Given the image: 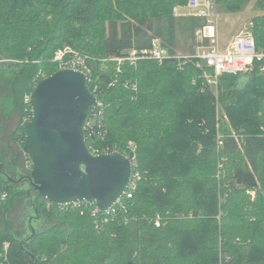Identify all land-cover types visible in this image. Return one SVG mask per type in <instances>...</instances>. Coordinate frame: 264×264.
Segmentation results:
<instances>
[{
    "label": "trees",
    "instance_id": "obj_1",
    "mask_svg": "<svg viewBox=\"0 0 264 264\" xmlns=\"http://www.w3.org/2000/svg\"><path fill=\"white\" fill-rule=\"evenodd\" d=\"M215 1L230 10L243 0ZM185 2L0 0V78L23 118L31 116L27 99L35 84L58 69L54 52L69 45L86 53L95 80L101 73L111 77L97 90L102 113L87 132L88 147L129 153L131 142L137 173L131 197L109 213H93L94 204L56 206L30 196L52 222L24 249V234L6 214L17 195L30 191V167L27 175L17 168L24 180L18 191L0 176V193H6L0 264H220L218 249L230 256L225 264H264V70L256 64L249 73L222 74L216 98L194 57H144L124 61L119 71L110 60L148 48L153 37L174 55L173 7ZM187 18L196 21L193 36L201 20ZM250 29L264 49V15L254 17ZM22 126L13 135L23 143ZM0 169L12 177V167ZM247 190L255 191L253 199Z\"/></svg>",
    "mask_w": 264,
    "mask_h": 264
},
{
    "label": "water",
    "instance_id": "obj_2",
    "mask_svg": "<svg viewBox=\"0 0 264 264\" xmlns=\"http://www.w3.org/2000/svg\"><path fill=\"white\" fill-rule=\"evenodd\" d=\"M97 84L111 77L97 76ZM86 74L68 67L41 78L28 96L31 116L23 123L22 151L30 162V191L60 206L77 201L111 209L127 191L133 176L130 154L118 150L92 152L87 144L92 109L97 104ZM0 176L12 179L0 169ZM37 217L40 211L34 207ZM43 223L29 217L20 245L31 240ZM131 264V263H128Z\"/></svg>",
    "mask_w": 264,
    "mask_h": 264
},
{
    "label": "built area",
    "instance_id": "obj_3",
    "mask_svg": "<svg viewBox=\"0 0 264 264\" xmlns=\"http://www.w3.org/2000/svg\"><path fill=\"white\" fill-rule=\"evenodd\" d=\"M215 3V0H186L184 4L176 5L173 7V15L175 17H195L201 20V24L196 28L194 33V39L196 41L195 52L190 56L196 58L197 65H202V68L209 69V72L203 73L201 77L204 78L205 82L213 89L217 88L219 77L222 74L249 73L253 70L256 64H258L260 71L264 70V49H260L257 47L250 27L247 31H241L237 33L233 37V39L226 45L224 50H220L217 47ZM173 56L178 58L189 57L179 56L175 54L173 55L168 47L164 46L162 40L159 37H153L150 40V46L148 48L140 50L131 49L127 51L125 55L113 57L110 59L116 62V71H119L120 64L124 61H129L131 64H133L139 58L147 57L153 60H157L158 62H162L164 59ZM53 61L58 64V68L68 67L79 70L86 74L90 82L92 91L97 95L99 84L95 82V74L92 68L91 56L79 50H76L69 45H64L54 52ZM214 93L216 92L214 91ZM101 107L102 103L97 99V104L92 109L89 123L90 130L93 121H95L102 113ZM128 147L129 153L125 154H130L131 156L133 162V176L130 186L128 187L122 198L124 196L128 198L131 197L132 194L130 189L134 186L133 177L137 176V173H134L135 157L133 155V152L135 146L130 142ZM5 197V192L0 193V200H3ZM120 200L116 203V205L120 203ZM80 202L84 201H77L68 205H76ZM89 204H94V209L92 210L93 213L99 211L95 203ZM115 206L105 212L109 213L111 211H114ZM154 225L156 227L160 225V216H156ZM219 258L220 264H225L230 261V256L222 252H220Z\"/></svg>",
    "mask_w": 264,
    "mask_h": 264
},
{
    "label": "rangeland",
    "instance_id": "obj_4",
    "mask_svg": "<svg viewBox=\"0 0 264 264\" xmlns=\"http://www.w3.org/2000/svg\"><path fill=\"white\" fill-rule=\"evenodd\" d=\"M238 9L228 10L224 1L215 3L216 12V42L217 47L220 50H224L226 45L233 39V37L241 32L249 30L251 21L256 16L264 15V0H243L238 2ZM176 19V37H175V54L179 56H190L195 52L196 41L190 31L191 24H195L196 21H191L187 17H175ZM234 35V36H233ZM233 36V37H232ZM232 37V38H231ZM231 38V39H230ZM230 39V40H229ZM111 60V59H110ZM101 69L106 70L107 65L104 63L106 59H101ZM93 62V61H92ZM195 66L200 70L199 76L203 73H208L209 69L202 68L196 64ZM218 86V85H217ZM8 81L5 78H0V164L3 169L7 168H19L25 175H27L30 167V162L26 154L22 151L23 143L14 138L13 132L18 124L24 123L28 119H24L20 109L14 104L12 98L7 91ZM211 88V87H210ZM216 92V98L219 96L218 88H211ZM217 110L220 116H223L225 122L229 124L228 117L225 115V109L223 103L219 100L216 101ZM221 171V170H220ZM17 175V174H16ZM24 181H22L23 183ZM13 190L18 191L20 187L19 183H13ZM29 187V186H28ZM260 187V186H259ZM20 189V188H19ZM247 194L251 199L255 196L254 190H247ZM35 193L31 191V196ZM26 197L24 195H17L14 199L13 205L10 206L7 218L12 222V228L19 233H26L27 217L20 211L23 200ZM30 197V196H29ZM27 200V205L30 202ZM52 221L46 219L43 223H40L37 228L43 229ZM8 245L5 242V246ZM220 249H218V256Z\"/></svg>",
    "mask_w": 264,
    "mask_h": 264
},
{
    "label": "flooded vegetation",
    "instance_id": "obj_5",
    "mask_svg": "<svg viewBox=\"0 0 264 264\" xmlns=\"http://www.w3.org/2000/svg\"><path fill=\"white\" fill-rule=\"evenodd\" d=\"M7 172L12 176L10 177L12 179V183H19L21 185L22 181H24L23 177L21 176V172L18 171L17 169L15 168H12L11 170L8 169ZM29 196H31V192H28L26 194V197L23 200L24 202L21 205L20 211H22L21 213L24 214V216H26L28 219L29 217H32L33 223H39L40 221H43L42 215L40 214L41 217H37L36 215L32 214L34 212V207L31 204V199L29 198ZM27 200L30 202V205L26 204ZM28 219H27V223H28Z\"/></svg>",
    "mask_w": 264,
    "mask_h": 264
},
{
    "label": "crops",
    "instance_id": "obj_6",
    "mask_svg": "<svg viewBox=\"0 0 264 264\" xmlns=\"http://www.w3.org/2000/svg\"><path fill=\"white\" fill-rule=\"evenodd\" d=\"M233 36H234V35H233ZM233 36H232V37H233ZM232 37H231V38H232ZM231 38H230V39H231ZM230 39H229V40H230Z\"/></svg>",
    "mask_w": 264,
    "mask_h": 264
}]
</instances>
